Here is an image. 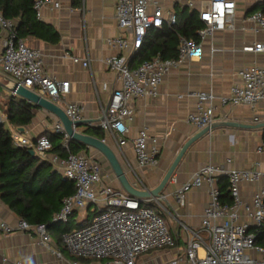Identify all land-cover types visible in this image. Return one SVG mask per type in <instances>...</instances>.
I'll list each match as a JSON object with an SVG mask.
<instances>
[{"label":"built area","instance_id":"1","mask_svg":"<svg viewBox=\"0 0 264 264\" xmlns=\"http://www.w3.org/2000/svg\"><path fill=\"white\" fill-rule=\"evenodd\" d=\"M167 1L117 0L115 17L122 35L111 39L109 45L120 52L138 53L150 29L173 28L178 24L174 6L198 11L202 27L196 33L201 40L226 30L234 23L237 11L235 0H170L172 8L167 7ZM60 7L59 0H36L33 6L38 19L42 18L43 10ZM249 20L254 25L255 33L264 32L263 12L253 13ZM17 28L16 21L6 18L0 9V29L5 33L0 70L12 78L14 84L33 90L54 103L64 101L69 94L70 83L45 72L42 51L29 47L24 39H19ZM243 50L264 53V44L258 43ZM203 52L201 42L182 37L178 57L174 59L158 56L131 68L124 56L107 58V68L118 74L122 85L112 91L107 107L102 108L97 123L105 134L102 140L109 144L107 141L110 139L109 145L115 146L124 159L125 148L132 145L137 165L141 168L157 166L160 146L156 137L141 129L136 137L128 138V122L134 115L130 103L146 97L157 98L165 75L186 61L200 59ZM73 60L80 62L77 58ZM82 64L89 68V59L82 61ZM240 80L241 83L234 85L228 96L220 97V102L250 109L263 104L264 66L252 65L244 69L240 73ZM196 97L197 108L188 116V122L196 129L203 130L215 121L216 96L212 91H204L197 93ZM64 110L72 121H78L82 120L85 108L79 103L65 102ZM53 132L63 135V148L68 152L67 157H55L53 161L60 162L62 176L74 184L75 192L64 198L60 211L52 221L56 224L69 223L79 211H88L92 215L84 226L63 234L62 241L71 255L97 264H264V246L257 243L256 233L264 227L263 171L226 169L213 164L202 167L176 195L179 205L183 207L190 189L207 187L209 201L201 225L197 230L187 229L185 249L170 259L159 261L157 258H147L145 254L169 251L176 245L174 236L160 216L164 212L172 216L163 207L162 197L140 200L119 187L107 184L103 180L102 162L86 152L73 154L70 151L71 138L58 118L53 124ZM13 137L16 145L34 150L41 159L46 158L53 149L47 136L33 141L16 132ZM263 149L264 146L259 147L258 152ZM221 178L228 180L230 203L221 199L218 186ZM245 182L261 183V188L249 201H245L241 194L240 187ZM137 186L147 189L142 185ZM153 207L159 209L160 215ZM17 231L37 235L43 245L50 247L51 234L47 224L31 225L21 219L12 224L0 220V236H9ZM72 264H80V261L75 260Z\"/></svg>","mask_w":264,"mask_h":264},{"label":"crops","instance_id":"2","mask_svg":"<svg viewBox=\"0 0 264 264\" xmlns=\"http://www.w3.org/2000/svg\"><path fill=\"white\" fill-rule=\"evenodd\" d=\"M59 9H45L42 18L37 20L56 33L57 42L29 35L24 38L29 47L41 50L44 56L45 72L61 81L70 83L69 94L64 101L58 103L63 109L65 102H75L84 106L82 120L86 124L77 130L81 133L88 127H97L102 108H106L112 91L121 87L122 83L116 72L106 66V59L115 56L127 58L131 68L139 66L140 58L130 52H120L109 45L111 39L122 35L115 17L117 0H59ZM237 4L234 23L226 30L217 32L204 40L199 37L203 46L200 59L186 61L171 69L164 77L157 98L146 97L130 103L134 110L133 119L128 122V138L136 137L141 129L159 141L160 156L157 166L141 168L137 165L132 145L125 148L126 159L114 146L118 158L125 168L130 180L137 184L154 189L157 187L170 166L174 162L184 144L200 130L188 122V116L197 108V93L212 91L216 96L217 123L208 133L194 142L186 151L170 181L161 192L162 202L172 215L176 238L175 248L156 253L159 259L166 260L185 249L188 230L199 229L204 210L209 201L206 186L193 187L186 193V205L180 206L176 195L183 185L190 183L197 172L207 164L223 166L226 169H259L264 172V128H243L221 125V122H233L255 126L264 123V103L256 109L245 106L223 105L220 97L228 96L231 88L241 83L240 73L252 65L264 66V53L245 52L243 49L258 43L264 44V32L255 33L254 25L249 17L264 11V0H235ZM172 8V2H166ZM187 7L174 6L177 15ZM264 13V12H263ZM36 15V14H35ZM19 25L18 19H13ZM5 33L0 29V55L3 50ZM195 41L193 39H189ZM137 55V56H136ZM79 59L75 63L73 59ZM89 59L90 67L85 68L82 61ZM0 77L9 79L5 84L0 81L3 90L14 85L12 78L0 70ZM56 117L40 108L35 110V118L24 132L20 133L29 140H36L53 132ZM105 137V134H104ZM107 142H111L108 139ZM111 144V143H109ZM112 147V146H111ZM90 156L101 162V154L93 149ZM62 157L58 152L50 151L41 159L51 165L57 178L64 180L60 162L53 159ZM128 162L131 164L130 168ZM103 180L118 187L112 171L103 169ZM223 202L230 203L231 197L228 180L221 178L218 183ZM261 188L260 182L243 183L240 187L245 201ZM229 194V197L224 195ZM154 202V201H153ZM148 204H151L148 203ZM90 213L79 211L75 219L80 223H88ZM91 216V215H90ZM0 220L16 223L19 217L1 200ZM186 227V228H185ZM181 231L183 233L181 234ZM50 247L42 244L37 235H28L20 231L0 236V264H72L73 257L64 247L62 226L52 227ZM60 253V255H58ZM157 258V257H156ZM6 259L7 261H4ZM80 261V260H79ZM80 264H97L94 261H80Z\"/></svg>","mask_w":264,"mask_h":264},{"label":"trees","instance_id":"3","mask_svg":"<svg viewBox=\"0 0 264 264\" xmlns=\"http://www.w3.org/2000/svg\"><path fill=\"white\" fill-rule=\"evenodd\" d=\"M35 2L36 0H0V9L6 18L19 20V39L33 35L56 43V33L37 20L33 8ZM200 27L202 23L196 14L185 8L179 11L178 24L175 27L150 29L137 53L140 58L139 65L158 56L162 59L177 58L180 39L185 37L199 42L196 30ZM37 109L38 106L17 95H10L4 104H0V197L19 219L31 225L47 224L50 230L52 227L61 226L62 223H53V217L60 211L64 198L74 194L75 186L71 181L57 178L51 165L37 155L32 156L30 149L15 144L13 130L32 124ZM83 133L99 139L104 138V132L98 127H88ZM47 137L53 144L52 151L58 152L62 158L67 157L68 152L63 148V135L48 133ZM69 147L73 154L88 149L86 145L72 139ZM224 196L229 197V194ZM90 215L88 218L91 220ZM84 225L74 215L65 224L64 234ZM256 233L257 243L264 246V227ZM72 257L73 260L91 261L73 255Z\"/></svg>","mask_w":264,"mask_h":264},{"label":"water","instance_id":"4","mask_svg":"<svg viewBox=\"0 0 264 264\" xmlns=\"http://www.w3.org/2000/svg\"><path fill=\"white\" fill-rule=\"evenodd\" d=\"M11 90L14 95L26 99L27 101L44 109L45 111L51 113L56 118H58L62 122L67 134L72 140L78 141L86 145L87 147H90L98 151L109 164V167L112 173L114 174V177L117 180L118 187L123 189L130 196L140 200L160 198L162 196L161 192L164 190V188L170 181L176 168L178 167L179 163L181 162L182 158L184 157L189 147L199 138H201L203 135L208 133L217 124V123H213L210 127L200 130L199 133H197L195 136H193L184 144V146L178 153L177 157L175 158L174 162L170 166L169 170L167 171L166 175L162 179L161 183L157 187H155L154 189H141L130 180L125 168L123 167L120 159L118 158L116 152L114 151L113 147H111V145L104 142L102 139L81 133L77 130L80 126L86 124L85 121L83 120L72 121L67 116L65 110L57 103H54L53 101L41 96L40 94L36 93L33 90L27 89L24 86L19 85L18 83H15L11 88ZM218 124L229 127H243V128H255V129L264 128V123L255 126L242 125L233 122H221ZM19 130L20 132H24L25 129L21 128ZM29 152L32 156H35L34 150H29Z\"/></svg>","mask_w":264,"mask_h":264},{"label":"rangeland","instance_id":"5","mask_svg":"<svg viewBox=\"0 0 264 264\" xmlns=\"http://www.w3.org/2000/svg\"><path fill=\"white\" fill-rule=\"evenodd\" d=\"M0 81H2L3 83H5V84H8V85H10V83L8 82L9 81V79H5V78H3V77H0ZM13 87V86H12ZM11 87V88H12ZM0 89H1V93H0V104H4L7 100H8V95H9V90H3V88L2 87H0ZM80 129H81V126L79 127ZM111 143V142H110ZM113 148H114V146L113 145H111ZM88 149H85V150H83L82 152H86V154L87 155H89L90 156V152H89V150L90 149H92V148H90V147H87ZM94 150V149H93ZM100 158V160H101V162H102V164H103V167L104 168H106V169H109V171H111V169H110V167H109V164L107 163V161L105 160V158L101 155V156H99ZM167 208H168V206L164 203V202H162ZM162 204V205H163ZM163 205V207H165ZM158 213H159V215H160V211H159V209H157V208H155V207H153ZM161 217H162V219L164 220V222H165V224H166V226L168 227V229H169V231L172 233V235L174 236V238H175V234H174V232L175 231H177V228L174 226L175 224L172 222L173 221V219H172V217H170V215L167 213V212H164V213H162L161 215H160ZM61 226H62V228H64V226H65V224H61ZM183 233V231H181V234ZM175 240H176V238H175ZM64 247L66 248V246H65V244H64ZM145 256L147 257V258H150V259H155L156 257H157V259H159V257H158V254H156V252H151V253H147V254H145ZM172 256L169 254L168 255V258H171ZM156 260V259H155ZM151 264V263H150Z\"/></svg>","mask_w":264,"mask_h":264}]
</instances>
